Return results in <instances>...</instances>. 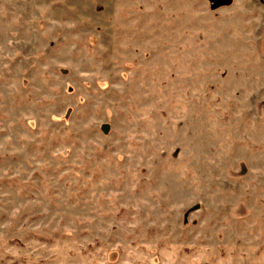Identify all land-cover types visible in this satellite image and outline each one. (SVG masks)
Masks as SVG:
<instances>
[{"label":"rangeland","instance_id":"rangeland-1","mask_svg":"<svg viewBox=\"0 0 264 264\" xmlns=\"http://www.w3.org/2000/svg\"><path fill=\"white\" fill-rule=\"evenodd\" d=\"M0 264H264V0H0Z\"/></svg>","mask_w":264,"mask_h":264},{"label":"water","instance_id":"water-1","mask_svg":"<svg viewBox=\"0 0 264 264\" xmlns=\"http://www.w3.org/2000/svg\"><path fill=\"white\" fill-rule=\"evenodd\" d=\"M211 3H213V5H222L223 2H215V0H210Z\"/></svg>","mask_w":264,"mask_h":264},{"label":"flooded vegetation","instance_id":"flooded-vegetation-1","mask_svg":"<svg viewBox=\"0 0 264 264\" xmlns=\"http://www.w3.org/2000/svg\"><path fill=\"white\" fill-rule=\"evenodd\" d=\"M215 2L217 3V2H223V0H215Z\"/></svg>","mask_w":264,"mask_h":264}]
</instances>
